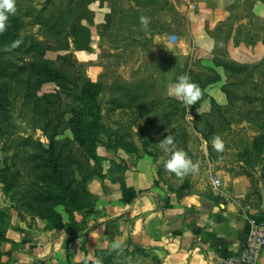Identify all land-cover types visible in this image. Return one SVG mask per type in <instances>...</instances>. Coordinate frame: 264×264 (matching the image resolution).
I'll list each match as a JSON object with an SVG mask.
<instances>
[{
  "label": "rangeland",
  "instance_id": "obj_1",
  "mask_svg": "<svg viewBox=\"0 0 264 264\" xmlns=\"http://www.w3.org/2000/svg\"><path fill=\"white\" fill-rule=\"evenodd\" d=\"M29 1L26 7L39 11L46 0ZM124 1L118 0V4L123 8L127 5L132 7V1ZM167 1L169 8L162 1H156L149 7L157 15L149 18L150 23L146 29L141 27L139 20H128L121 31L105 26L104 19L110 14L108 0L93 1L88 6L94 16V26L89 28L90 51L73 52V56L82 66L85 77L92 83H100L103 90L99 96L102 100L99 122L101 144L97 148L101 160L97 175L87 182L90 194L87 205L70 217L58 207L56 212L61 215L62 224L49 223L27 212L18 201L17 192H4L3 183L0 182V264L5 263L7 258L8 263L17 262L14 253L22 247L21 242L14 243L9 237L21 235L26 238L27 234L35 238L41 235L48 237L56 231H76L75 235L82 230L84 218L97 213L102 205L100 187L94 184L124 167L125 160L121 157L128 155L139 158L141 155L151 154L153 162L160 168V182L176 188L193 174L196 178L205 179L207 165L200 157L201 152L205 151L216 172L213 179L220 181L217 191L221 198L243 199L253 207L264 202V44L260 42L264 39V0ZM64 3L65 0H56L51 10L58 11ZM22 22L25 27L29 18H22ZM149 27H154V33H166L152 39ZM38 29V26H28L21 33L35 35ZM251 38V46L242 43ZM56 56V53L46 54L52 61L56 60ZM214 60L248 67L258 65L252 79L233 89L237 101L225 116L228 128L220 125L214 117H194L208 113L210 99L219 106H224L226 100L221 87L242 80L240 76L228 77L221 68L214 66ZM185 66L198 75L214 71L221 79L205 88L207 99L195 114L189 112L191 106L188 107L168 93L170 86L176 82V71H182ZM121 84L130 91H136L137 99L126 108L114 109L110 101L117 95L109 87ZM50 88L46 87L44 91ZM143 93L145 95L142 96ZM170 99L182 103L185 114L183 122L178 117L174 118L175 121L163 119ZM3 101L1 96L0 108ZM18 106L19 102L11 113L10 121L17 129L15 136L30 137L45 145L47 142L42 133L24 122L25 117L19 114ZM206 122L213 125L211 132L206 128ZM198 129L209 136L207 144L202 140ZM164 135L176 136L174 138L180 141L176 148L186 152L193 164L197 165L194 172L177 177L164 168V162L169 156L159 144ZM215 136H219L223 142L222 151H217L212 146ZM8 139L6 136L0 138V179L6 180L12 172H18V180L24 182L26 173L22 162L14 158L13 144H8ZM120 141L132 143L135 152L128 154L121 149ZM89 182L93 183L92 188H88ZM75 215L80 222L76 221ZM116 220L117 218L112 219L110 223L113 224L108 225L110 228L106 230L108 241L90 249V257L84 259L95 262L97 258L114 252L120 264H157L126 235L129 223H117Z\"/></svg>",
  "mask_w": 264,
  "mask_h": 264
},
{
  "label": "trees",
  "instance_id": "obj_2",
  "mask_svg": "<svg viewBox=\"0 0 264 264\" xmlns=\"http://www.w3.org/2000/svg\"><path fill=\"white\" fill-rule=\"evenodd\" d=\"M93 1L97 0H65L63 6L53 12L51 7L56 0H46L39 11L26 7L29 0H16V12L9 15L6 29L0 33V97L4 98L0 108V138L6 136L11 139L7 142L13 144L14 158L22 162L26 173L24 182L18 180V172H12L8 179H0V182L3 183L4 192H17L18 201L32 216L58 225L62 224V217L56 208L61 207L70 217L86 207L90 196L87 182L97 175L101 160L97 148L101 144L99 122L102 100L99 96L103 86L87 79L82 66L73 56V52L90 51L89 28L94 26V16L88 6ZM108 1L110 14L104 19L105 26L120 31L128 20L138 21L141 16L155 17L157 12L150 11L149 7L156 1L164 2V6L169 8L167 0H125L126 3L133 2L132 7L127 5L126 8L121 7L118 0ZM25 17L29 18L25 27L38 26L37 34L21 33L25 29L22 24ZM149 28L152 39L166 33L157 34L153 32L154 27ZM17 41L19 45L12 47ZM260 42L264 44V39ZM242 43L251 46L253 40L251 38ZM48 52L57 54L55 61L46 57ZM213 64L228 77L240 76L242 80L221 87L226 100L224 106L210 99L208 113L194 117H214L220 125L228 128L225 116L237 101L233 89L252 79L258 65L248 67L218 60H214ZM175 74L176 79L178 74L188 75L202 91L201 99L191 105V113L198 111L201 103L207 99L205 88L221 80L214 71L198 75L188 66ZM46 87L51 88L44 91ZM109 88L117 95L110 101L114 109L126 108L137 99L136 91H130L122 84ZM17 102L19 114L25 117L24 122L42 133L47 142L45 145L30 137L15 136L17 129L10 121ZM181 105L170 99L163 119L175 121L174 118L178 117L183 122L185 114ZM205 126L210 132L213 130L209 122ZM197 131L207 144V133L201 129ZM174 137L178 147L180 141ZM119 146L128 154L135 152L132 143L120 141ZM100 259L103 264H120L114 252ZM81 264L95 262L84 259Z\"/></svg>",
  "mask_w": 264,
  "mask_h": 264
},
{
  "label": "crops",
  "instance_id": "obj_3",
  "mask_svg": "<svg viewBox=\"0 0 264 264\" xmlns=\"http://www.w3.org/2000/svg\"><path fill=\"white\" fill-rule=\"evenodd\" d=\"M200 157L207 165L205 179L193 174L176 188L160 182L151 154L121 157L126 165L94 184L100 187L96 194L102 205L84 218L83 229L76 236V231H56L48 237H9L22 244L14 264H80L90 249L107 240L114 218L129 223L126 235L154 263L223 264L241 251L251 226L264 223V202L253 207L243 199L221 198L211 185L213 163L205 151ZM3 264L11 263L7 258Z\"/></svg>",
  "mask_w": 264,
  "mask_h": 264
},
{
  "label": "clouds",
  "instance_id": "obj_4",
  "mask_svg": "<svg viewBox=\"0 0 264 264\" xmlns=\"http://www.w3.org/2000/svg\"><path fill=\"white\" fill-rule=\"evenodd\" d=\"M15 12V0H0V33L5 31L9 15H14ZM139 23L142 28L146 29L150 20L146 16H141L139 18ZM18 45L19 41L14 42L12 47H17ZM168 93L188 107L195 105L202 96L199 85L191 82L188 75L178 76L176 82L170 86ZM188 119L192 120L190 116H188ZM159 144L164 152L169 154L168 159L164 162V168L167 171L175 174L177 177H183L196 170L197 165L193 164L186 152L176 148L174 139L171 135H167ZM212 146L217 151L223 150V142L219 136L213 137ZM95 264H103V262L101 259L97 258Z\"/></svg>",
  "mask_w": 264,
  "mask_h": 264
},
{
  "label": "built area",
  "instance_id": "obj_5",
  "mask_svg": "<svg viewBox=\"0 0 264 264\" xmlns=\"http://www.w3.org/2000/svg\"><path fill=\"white\" fill-rule=\"evenodd\" d=\"M211 185L214 189L220 187L218 179H212ZM264 255V223H254L248 233L241 251L231 257L224 259L223 264H259Z\"/></svg>",
  "mask_w": 264,
  "mask_h": 264
}]
</instances>
